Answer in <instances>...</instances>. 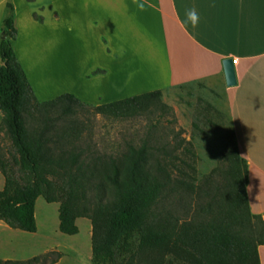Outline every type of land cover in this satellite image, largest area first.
<instances>
[{"label":"trees","instance_id":"obj_1","mask_svg":"<svg viewBox=\"0 0 264 264\" xmlns=\"http://www.w3.org/2000/svg\"><path fill=\"white\" fill-rule=\"evenodd\" d=\"M6 6L0 39V131L10 137L13 150L11 163L0 153V172L5 177L0 220L35 232L36 201L43 196L59 202V229L64 233H78V217L90 219L93 264H260L264 214L251 211L248 164L234 130L228 132L233 147L224 155V167L198 187L184 181L179 164L165 159L166 145L154 133L140 145L97 152L93 164L81 161L91 153L72 146L81 137L73 116L92 112L112 118L158 115L160 119L170 106L159 89L103 104L86 103L72 93L39 100L15 53L13 5ZM51 141L59 143L57 153L48 145ZM185 142L191 152V142ZM216 173L222 182L215 178L217 195L212 181ZM185 189L203 202L189 221L181 220L177 210ZM38 262V256L0 259V264Z\"/></svg>","mask_w":264,"mask_h":264},{"label":"crops","instance_id":"obj_2","mask_svg":"<svg viewBox=\"0 0 264 264\" xmlns=\"http://www.w3.org/2000/svg\"><path fill=\"white\" fill-rule=\"evenodd\" d=\"M8 2L15 53L35 95L28 67L48 51L74 83L89 84L103 101L215 81L227 94L231 128L247 160L251 211L264 214V0H0V39ZM190 8L200 16L195 28L185 22ZM225 58L234 63L232 86ZM1 117L0 111V123ZM0 227L20 230L2 220ZM258 254L264 264V244Z\"/></svg>","mask_w":264,"mask_h":264},{"label":"rangeland","instance_id":"obj_3","mask_svg":"<svg viewBox=\"0 0 264 264\" xmlns=\"http://www.w3.org/2000/svg\"><path fill=\"white\" fill-rule=\"evenodd\" d=\"M49 34L50 31L45 30L42 37ZM38 46L43 47L41 44ZM40 56L45 59L42 63L30 64L28 67L39 100L72 93L90 104L111 102L103 101L97 94H93L92 87L84 81L76 80L74 83L66 66L51 60L50 51ZM161 91V98L170 106V110L160 119H157L158 115L112 118L92 112L73 116L72 120L81 129V137L73 140L72 146L78 147L77 150L85 148L91 153L87 157L82 156L80 160L86 159L87 163L93 164L97 152H116L131 143L140 145L154 133L166 145L169 155L165 159L183 168L181 176L186 183L198 187L210 173L220 171L225 164V153L233 147L228 135L232 128L227 94L215 81L207 80L190 81ZM130 96L124 95L122 98ZM185 141L191 142V152L186 149ZM178 143H181L180 148L172 154L173 147ZM48 145L57 153L58 142L51 141ZM10 150H13L10 137L0 131V153L3 152L11 163ZM177 174L178 172H173L174 176ZM218 174H213L214 189L215 178L221 182ZM4 182L5 177L0 172V190ZM217 194L219 193L215 189V195ZM183 197L184 201L177 210L181 220L189 221L194 219L197 208L203 202L199 203L197 195L189 194L186 189ZM58 208L59 202H48L43 196H39L35 206V232H6L0 227V256H8L11 257L8 259L13 260H28L38 256L40 262L37 264H49L54 258L57 260L52 264H93L90 219L78 217V233H64L59 229ZM45 255L46 260L43 258Z\"/></svg>","mask_w":264,"mask_h":264},{"label":"water","instance_id":"obj_4","mask_svg":"<svg viewBox=\"0 0 264 264\" xmlns=\"http://www.w3.org/2000/svg\"><path fill=\"white\" fill-rule=\"evenodd\" d=\"M223 68L225 74V80L228 86L236 84L235 67L232 58H225L223 60Z\"/></svg>","mask_w":264,"mask_h":264},{"label":"clouds","instance_id":"obj_5","mask_svg":"<svg viewBox=\"0 0 264 264\" xmlns=\"http://www.w3.org/2000/svg\"><path fill=\"white\" fill-rule=\"evenodd\" d=\"M186 23L190 22L192 27L195 28L199 23L200 16L195 8H190L185 10Z\"/></svg>","mask_w":264,"mask_h":264}]
</instances>
